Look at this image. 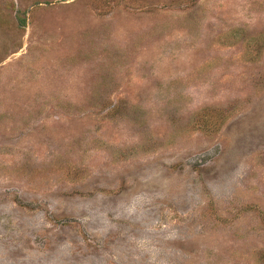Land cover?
<instances>
[{
  "label": "rangeland",
  "instance_id": "374dc122",
  "mask_svg": "<svg viewBox=\"0 0 264 264\" xmlns=\"http://www.w3.org/2000/svg\"><path fill=\"white\" fill-rule=\"evenodd\" d=\"M0 264H264V0H0Z\"/></svg>",
  "mask_w": 264,
  "mask_h": 264
}]
</instances>
